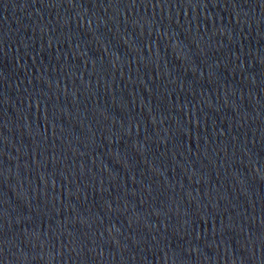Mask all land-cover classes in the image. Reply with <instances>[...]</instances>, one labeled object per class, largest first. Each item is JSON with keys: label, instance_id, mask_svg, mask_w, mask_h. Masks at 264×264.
I'll return each mask as SVG.
<instances>
[{"label": "water", "instance_id": "obj_1", "mask_svg": "<svg viewBox=\"0 0 264 264\" xmlns=\"http://www.w3.org/2000/svg\"><path fill=\"white\" fill-rule=\"evenodd\" d=\"M0 264H264V0H0Z\"/></svg>", "mask_w": 264, "mask_h": 264}]
</instances>
